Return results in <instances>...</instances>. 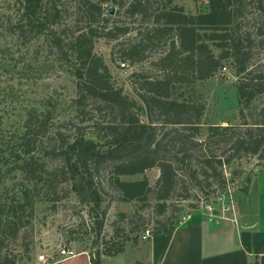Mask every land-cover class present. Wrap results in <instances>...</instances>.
<instances>
[{
  "label": "rangeland",
  "instance_id": "obj_1",
  "mask_svg": "<svg viewBox=\"0 0 264 264\" xmlns=\"http://www.w3.org/2000/svg\"><path fill=\"white\" fill-rule=\"evenodd\" d=\"M149 1L153 9L166 0ZM22 3V0H0V255L13 256L16 264H40L38 255L44 254L48 261H53L59 257L61 248H69L74 253L99 252L101 258L124 252L127 261L132 263L155 264L152 232L162 223L175 228L197 215L214 220L232 216L237 197L247 192L251 180L264 166L263 159L250 153L231 156L222 167L224 183H221L222 177L204 180L200 176L197 183L190 176L192 168L199 166L201 152L211 150L223 159L231 154L227 136L207 142L195 158L176 165L177 183L161 213L157 210L160 201L155 191L160 174L157 166L144 171L150 190L144 197L132 200H122L106 164L97 171L94 186L82 193L73 187L68 173L69 179L64 181L65 174L54 175L56 180L61 179L56 191L46 182L35 184L34 179L24 177L17 168L24 155L19 148L18 133L28 109L37 108L41 113L53 108L50 129L60 128L67 135L81 128L92 137L98 122L106 117L104 109L98 108L94 101L87 100L80 111L73 103L76 96L74 58L67 42L76 30L85 26L79 0H56L57 23L42 33H36L26 23ZM172 4L196 14L205 7L206 0H172ZM103 6L114 9L112 14L104 11L107 20L100 25L116 22L128 26L129 31L115 39L96 37L93 51L102 57L112 82L122 88L132 110L147 122L144 105L132 91V75L154 72L153 61L167 48L171 35L150 41L147 39L152 26L150 18L125 14L113 2ZM231 7L232 35L247 46L252 74L264 75V0H233ZM50 30L62 40V47L54 44ZM139 41L144 47L143 59L132 61L122 56L127 46ZM213 50L218 54L217 48ZM121 62L125 63L123 67ZM242 75H236L229 58L223 60V66L213 77L177 89L185 97L205 105L199 120V139H206L208 126L212 124L230 125L244 132L246 126L264 119V115H259L264 108V93L240 114L236 85ZM40 159L46 162L47 171L57 169L59 173L63 165L59 155L47 153L40 155ZM121 178L134 180L141 175ZM17 219L21 225L12 234ZM146 228L149 235L144 238L142 232ZM118 248L121 250L115 252Z\"/></svg>",
  "mask_w": 264,
  "mask_h": 264
},
{
  "label": "trees",
  "instance_id": "obj_2",
  "mask_svg": "<svg viewBox=\"0 0 264 264\" xmlns=\"http://www.w3.org/2000/svg\"><path fill=\"white\" fill-rule=\"evenodd\" d=\"M22 1L24 19L36 33H42L57 23L59 9L56 0ZM232 1L206 0L202 10L191 14L182 6L172 4V0H166L153 9L149 0H79L85 26L76 30L67 42L74 58L76 96L73 103L80 111L87 100L94 101L98 108L104 109L106 118L98 122L92 137L81 128L67 135L60 128L50 129L53 108L41 113L37 108L28 109L18 133L19 148L24 155L17 168L24 177L34 179L35 184L46 182L56 191L61 179L56 180L54 175L65 174L62 181L70 177L73 187L82 193L94 186L97 171L106 164L122 200H132L144 197L150 190L144 171L157 166L160 174L155 191L156 199L160 201L157 210L161 213L177 183L176 165L195 158L194 155L207 142L227 136L232 152L225 159L211 150L210 153L201 152L198 168H192L190 172L195 181H200V176L204 180L222 177L221 183H224L223 165L231 156L240 153L257 155L264 160L263 118L246 126L244 132L230 125L212 124L208 126L206 139L201 140L198 138L199 120L205 105L177 91L179 87L192 86L198 80L213 77L223 66V60L231 58L236 75L243 74L236 85L240 114L244 107L250 106L258 95L264 93V75L252 74L247 46L232 35ZM107 2L116 3L130 16L150 18L152 26L148 40L171 35L167 48L153 61L154 72L132 75V91L144 105L147 122L132 110L122 88L112 82L102 57L93 51L96 37L115 39L129 31L128 26L116 22L110 26L99 24L107 20L103 16L106 11L103 4ZM55 33L50 30L54 44L60 48L63 42ZM213 47L219 50L218 54ZM143 50V43L135 42L124 49L122 56L139 61L144 58ZM263 110L259 111L262 117ZM47 153L62 157L59 173L57 169L47 171L46 162L40 159V155ZM135 175H141V178H121ZM19 225L20 220L17 219L12 234H16ZM173 230L174 227L162 223L152 232L154 262L160 260ZM242 244L249 249V238L245 232L242 233ZM120 250L118 248L115 252ZM90 261L91 264H103L99 252L90 255ZM0 264L16 262L13 256L3 254L0 255Z\"/></svg>",
  "mask_w": 264,
  "mask_h": 264
},
{
  "label": "crops",
  "instance_id": "obj_3",
  "mask_svg": "<svg viewBox=\"0 0 264 264\" xmlns=\"http://www.w3.org/2000/svg\"><path fill=\"white\" fill-rule=\"evenodd\" d=\"M236 204L232 216L214 220L197 215L176 226L155 264H264V166L251 180L247 192L237 197ZM243 232L248 234V250L242 244ZM126 258L122 252L101 259L103 264L133 262ZM52 264H91V261L87 252L79 251Z\"/></svg>",
  "mask_w": 264,
  "mask_h": 264
},
{
  "label": "built area",
  "instance_id": "obj_4",
  "mask_svg": "<svg viewBox=\"0 0 264 264\" xmlns=\"http://www.w3.org/2000/svg\"><path fill=\"white\" fill-rule=\"evenodd\" d=\"M124 65H125L124 62L120 63L121 67H123ZM210 219H212V218H210ZM148 235H149V229L146 228L142 232V236L144 238H146ZM58 253H59V257L58 258H63V257L70 256V255L74 254V252L71 249H69V248H61ZM37 258H38V261H39L40 264H52L54 262V260L53 261H48V259L45 257L44 254L38 255Z\"/></svg>",
  "mask_w": 264,
  "mask_h": 264
},
{
  "label": "water",
  "instance_id": "obj_5",
  "mask_svg": "<svg viewBox=\"0 0 264 264\" xmlns=\"http://www.w3.org/2000/svg\"><path fill=\"white\" fill-rule=\"evenodd\" d=\"M113 7L112 6H108L107 8H106V13H109V14H112L113 13Z\"/></svg>",
  "mask_w": 264,
  "mask_h": 264
}]
</instances>
